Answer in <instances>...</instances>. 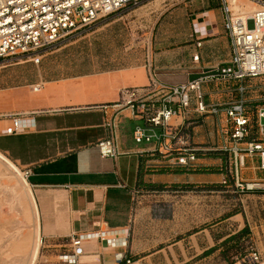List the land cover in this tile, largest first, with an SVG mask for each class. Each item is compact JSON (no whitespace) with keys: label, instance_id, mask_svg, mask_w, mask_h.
Here are the masks:
<instances>
[{"label":"rangeland","instance_id":"obj_1","mask_svg":"<svg viewBox=\"0 0 264 264\" xmlns=\"http://www.w3.org/2000/svg\"><path fill=\"white\" fill-rule=\"evenodd\" d=\"M207 1L210 0H141L71 32L37 55L0 59V88L38 80L39 74L61 78L129 66H146L156 72L166 68L173 73H159L161 81L184 82L188 78L184 71L193 64L190 52L194 41L187 36L190 14ZM247 2L253 1L236 0L234 10L241 11ZM228 52V40L217 43L211 47L208 60H223ZM36 56H40L38 63L31 59ZM135 73V80L146 84V74ZM87 81L97 80L84 79V83ZM202 89L205 102L215 106L217 112L198 113L191 105L181 115V133L187 135V146L194 150L196 160L191 166H177L173 155L153 150L151 143L154 157L161 161L156 164L178 169V174L173 176L174 182L135 188L131 222L122 232L123 243L116 248L122 257L115 264H239L252 249L264 256V179L258 174L257 157L244 155L235 161L227 150L231 143L223 132L228 129L225 107L241 100L250 115V137L261 138L256 109L264 106V76L214 79L204 82ZM0 120L3 133L8 117ZM179 121L181 117L171 120ZM133 126L126 123L124 133L131 134ZM1 153L9 158L6 152ZM17 167L25 178L23 168ZM25 180L31 189L29 180ZM20 181L18 175L10 181L2 179L1 183H13L19 189ZM21 201L26 205V199ZM16 206L18 202L11 192L0 186V258L8 262L20 256V263L30 255L37 240L38 254L33 264H71L62 257L70 248L65 245L67 240L48 245L41 239L40 225L39 233L34 232V213L28 207L24 213L20 203L19 209ZM16 235L19 237L15 239ZM90 243L85 242V246ZM74 264L91 262L81 255Z\"/></svg>","mask_w":264,"mask_h":264},{"label":"crops","instance_id":"obj_2","mask_svg":"<svg viewBox=\"0 0 264 264\" xmlns=\"http://www.w3.org/2000/svg\"><path fill=\"white\" fill-rule=\"evenodd\" d=\"M221 2L207 1L190 14L187 36L194 41L190 56L197 52L199 59L191 58L193 64L184 71L188 78L180 83L196 79L229 61L230 39L223 27ZM197 40H201L199 48L195 47ZM225 40L229 42V52L223 55L224 59L208 60L211 47ZM163 70L129 66L61 78L39 74L38 80L0 88V117L18 114L27 119L25 128L18 133H0V141L3 140L0 153L6 152L10 161L30 170L28 180L38 209L41 239L48 245L66 239L65 245L70 246L73 233L107 228L110 242L90 236L85 242L91 243L84 245L83 256L87 263L115 264L122 254L116 249L124 241L121 233H125L131 222L135 188L174 182L178 169L157 165L161 161L154 157L151 143L133 140V129L144 121L130 117L127 109H121L115 119L118 155L101 157L96 145L108 135L104 121L109 115L104 114L101 106L120 100L124 88L146 86L151 77L160 80L161 72L173 73ZM140 71L147 76L146 84L135 80V72ZM91 78L96 83H84V79ZM36 84L40 88L35 91ZM126 123H134L129 135L124 133ZM258 174L264 179V170H258ZM118 232L121 239L114 245L112 238Z\"/></svg>","mask_w":264,"mask_h":264},{"label":"built area","instance_id":"obj_3","mask_svg":"<svg viewBox=\"0 0 264 264\" xmlns=\"http://www.w3.org/2000/svg\"><path fill=\"white\" fill-rule=\"evenodd\" d=\"M140 1L0 0V59L19 54L37 55L71 32ZM250 1L257 4L251 15L234 10L230 0L221 2L223 27L230 39V56L225 65L179 84H167L151 77L148 85L124 88L120 91V100L101 106L104 114L109 115L104 121L108 135L96 144L101 157L118 155L115 119L121 109H127L130 117L144 121L132 131L136 143H152L153 150L166 156L173 155V164L177 166L187 167L194 163L195 152L187 146V135L181 133V115L191 105L198 113L217 112L215 106L205 102L204 82L264 76V0ZM200 46L201 40L195 41V47ZM31 59L37 63L40 56ZM198 59L199 54L193 53L192 60ZM33 90L38 88L33 87ZM224 113L228 129L223 132L231 143L227 150L235 161L244 155L256 156L258 168L264 170V106L256 109L257 131L261 138L250 137V115L241 100L226 106ZM173 117H181V121L172 123ZM25 120L18 114L9 115L4 133H18L25 128ZM23 174L28 179L30 170L23 169ZM109 231L103 228L92 233H73L69 238L70 249L62 257L67 263H76L84 254L86 239L94 235L109 243ZM239 264H264V256L257 249H252Z\"/></svg>","mask_w":264,"mask_h":264},{"label":"bare ground","instance_id":"obj_4","mask_svg":"<svg viewBox=\"0 0 264 264\" xmlns=\"http://www.w3.org/2000/svg\"><path fill=\"white\" fill-rule=\"evenodd\" d=\"M233 3V6L236 4V0H230ZM244 7H241V12L245 13L246 15H251L252 11L257 7V4L254 2H247L245 4ZM240 10V9H239ZM38 89L40 88L38 85L35 86ZM19 177L22 179V182H19L20 188H15V185H13V183H1L2 179H6L8 181L13 180V179H17ZM0 186H3L5 188H7L10 192H11V196L13 199H16V202H18V206L17 209H19V203H20V207L21 209L24 210L25 213V209H27V207L29 208V211L32 214L34 213V218L32 215V222H33V226H34V232H38L39 231V216H38V209L36 207V203L35 200L33 198L29 183L25 180L24 177L21 176V172L19 171L18 167L12 162L10 161L7 157H5L2 153H0ZM24 198L26 199V205L25 204H21L24 203L21 201V199ZM3 224H0V231L2 228ZM17 226V223L16 225ZM17 229H15L16 234H18V227H16ZM14 232V233H15ZM39 233V232H38ZM119 234V232L117 233ZM1 235V233H0ZM109 235V232H108ZM122 235V233H121ZM19 236L16 235L15 239L18 238ZM120 234L119 237H117L116 235L113 236L112 239L115 240V244H119L117 243V240L121 239L120 238ZM40 238V237H39ZM123 238V237H122ZM124 239V238H123ZM86 241V240H85ZM84 241V243H85ZM3 252H1L0 254H2ZM18 255H19V250L17 251ZM29 253V252H28ZM38 254V241L36 240V242L34 243V246L32 247V250L30 252V255L26 256V258L24 257V260L21 261L19 263V258L20 256H17L16 258H12L10 259L8 262H6L5 260H2V258H0V264H33L34 260L36 259ZM21 260V259H20Z\"/></svg>","mask_w":264,"mask_h":264}]
</instances>
